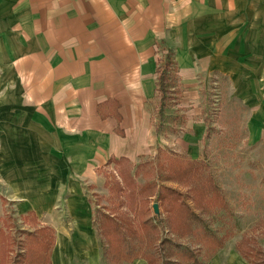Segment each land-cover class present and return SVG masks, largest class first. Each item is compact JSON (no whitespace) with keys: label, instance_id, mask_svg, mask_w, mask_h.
Segmentation results:
<instances>
[{"label":"crops","instance_id":"obj_1","mask_svg":"<svg viewBox=\"0 0 264 264\" xmlns=\"http://www.w3.org/2000/svg\"><path fill=\"white\" fill-rule=\"evenodd\" d=\"M164 50L176 104L211 72L247 71L251 85L264 71V0H0V228L7 208L89 217L96 169L156 137ZM81 218L71 238L56 235L53 264L73 238L94 256Z\"/></svg>","mask_w":264,"mask_h":264},{"label":"rangeland","instance_id":"obj_2","mask_svg":"<svg viewBox=\"0 0 264 264\" xmlns=\"http://www.w3.org/2000/svg\"><path fill=\"white\" fill-rule=\"evenodd\" d=\"M161 54L160 65L167 50ZM242 74L245 79L211 72L208 78L205 77L206 81L199 84L198 97L183 104L179 103L180 100L176 104L178 88L174 76L172 83H175L176 99L170 100L161 114L155 108V122L159 128L152 144L149 143L148 151L133 160L96 169L101 174L98 181L93 186L85 183L89 217L86 213L82 216L78 213H53L46 217L19 215L7 208L2 216L4 228H0V264H53L56 235L58 238H71L75 225L84 220L81 217L90 223L87 224V232H90L94 256L90 258L89 253L80 252V244H74L72 237L71 244L58 243L59 264H147L139 255L131 260H124L126 256L124 259L120 257L119 263L113 261L112 256L125 246L129 253V244H135L134 249H138V253H157L156 244L163 237L181 246L176 248L173 245L172 257L183 247H190L205 264H252L235 245L242 238L252 237L264 250V71H259L252 78L253 84L246 86L244 84L251 77L246 76L247 71ZM200 76L196 77L199 82ZM187 158L198 164L203 187L208 191L211 188L218 190L225 201L224 206L214 205L206 211L195 209L203 218L208 232L222 239L221 245L213 250L191 233L178 235L169 230L167 211L156 192L145 200L135 186L132 201L129 198L130 187L123 179L131 177L136 184H142L146 179L155 181L159 185L157 192L162 185L174 187L191 208H195L187 185L166 178L169 164ZM153 203H157L158 213L153 211ZM140 210L144 211L143 214ZM105 215L116 221L126 220L136 228L134 233L124 228L126 224L121 225L116 236V251L113 249L112 252L101 230ZM153 215L157 217L153 219L157 225L156 232L146 233L140 226V219ZM50 237L53 241L49 240ZM49 242L46 256L43 248ZM165 248L169 246L164 242L160 254Z\"/></svg>","mask_w":264,"mask_h":264},{"label":"trees","instance_id":"obj_3","mask_svg":"<svg viewBox=\"0 0 264 264\" xmlns=\"http://www.w3.org/2000/svg\"><path fill=\"white\" fill-rule=\"evenodd\" d=\"M173 77L174 72L172 61L167 58L162 65L157 79L160 93L159 114L163 112L164 107L170 100L174 101L176 99V92L174 90L175 83H172ZM120 161H128V159L120 158L115 162L118 163ZM197 165L198 164L190 158H187L186 160L174 161L173 163L169 164L168 177H166L170 180H177L187 185L191 194V202L195 208H191L188 202L183 198L181 192L174 187L162 185V189L160 188L161 190L157 192L159 185L155 181H148L146 179V181L142 184H136L134 179L131 177H123V179L130 187L129 198L132 201L134 200L135 186H137V192L142 194L145 200H147L149 195L156 192L158 198L162 202V207L167 211L170 225L169 230L172 229L175 234L178 235L191 233L196 236L197 240L202 242L203 245L205 244L213 250V248L221 245L222 239L217 237V235H214L212 232H208V227L206 226L203 218L201 217L200 213L195 211V209L206 211L208 207H213L214 205L224 206L225 201L218 190H213L211 188L210 191H208L203 187ZM122 173L125 172L122 171ZM139 212L143 214L144 211L140 210ZM154 218L157 217L154 215L141 217L140 226L142 227L143 231L146 233L152 232L155 234L157 225L153 222ZM191 223L195 224L191 226ZM123 224H126L127 226L124 228H127L134 233L136 232V228L133 227L130 222H127L126 220L116 221L110 215H105L101 230L106 235L108 245L111 246V248H109L110 252H112L113 249L116 251V236L119 228ZM49 240L53 241V238L50 237ZM169 241H167L165 237L161 238L155 247L157 253L154 254L149 251L138 253V249H134L135 244H129V253L126 251L127 247L125 246L122 250H119L120 253L112 256L113 261L119 263L120 257L121 259H124L126 256L127 258L124 260H131L139 255L138 257H143L147 264H205L204 260L199 258L195 250L190 247H183L178 253H175L177 258H175L176 256L172 257V254L175 250L173 245H175L176 248H180L181 246L178 243H171ZM164 242L169 246V248L163 249V252L160 254V249L162 246H164ZM49 247L50 242L49 245L43 249L48 251ZM235 247L237 251L252 264L264 263V250L261 246L255 243V240L252 237L240 239L238 242H236ZM163 255H166V257L164 258ZM46 256H48V254Z\"/></svg>","mask_w":264,"mask_h":264},{"label":"bare ground","instance_id":"obj_4","mask_svg":"<svg viewBox=\"0 0 264 264\" xmlns=\"http://www.w3.org/2000/svg\"><path fill=\"white\" fill-rule=\"evenodd\" d=\"M60 256L59 255H57L56 257H54V264H59V262H60Z\"/></svg>","mask_w":264,"mask_h":264},{"label":"water","instance_id":"obj_5","mask_svg":"<svg viewBox=\"0 0 264 264\" xmlns=\"http://www.w3.org/2000/svg\"><path fill=\"white\" fill-rule=\"evenodd\" d=\"M152 208H153V211H154L155 213H158L157 203H153V204H152Z\"/></svg>","mask_w":264,"mask_h":264}]
</instances>
